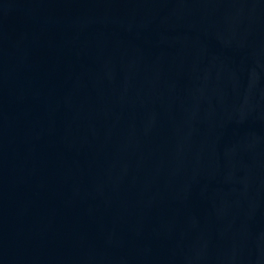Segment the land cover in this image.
I'll list each match as a JSON object with an SVG mask.
<instances>
[{
  "label": "water",
  "instance_id": "obj_1",
  "mask_svg": "<svg viewBox=\"0 0 264 264\" xmlns=\"http://www.w3.org/2000/svg\"><path fill=\"white\" fill-rule=\"evenodd\" d=\"M0 264H264V0H0Z\"/></svg>",
  "mask_w": 264,
  "mask_h": 264
}]
</instances>
